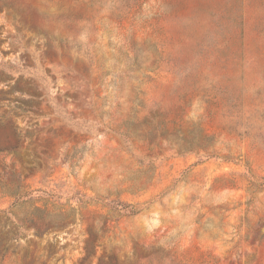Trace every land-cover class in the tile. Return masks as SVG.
<instances>
[{
    "label": "rangeland",
    "instance_id": "rangeland-1",
    "mask_svg": "<svg viewBox=\"0 0 264 264\" xmlns=\"http://www.w3.org/2000/svg\"><path fill=\"white\" fill-rule=\"evenodd\" d=\"M0 264H264V0H0Z\"/></svg>",
    "mask_w": 264,
    "mask_h": 264
}]
</instances>
